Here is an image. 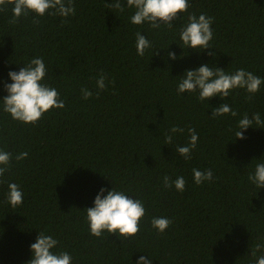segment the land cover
Here are the masks:
<instances>
[{
  "label": "trees",
  "instance_id": "trees-1",
  "mask_svg": "<svg viewBox=\"0 0 264 264\" xmlns=\"http://www.w3.org/2000/svg\"><path fill=\"white\" fill-rule=\"evenodd\" d=\"M112 2L73 0L75 15L46 13L36 17L39 24L29 13L10 25L11 5L0 11V98L7 95L9 71L42 57V82L65 102L35 125L14 121L0 107V150L13 156L0 178V264H26L41 231L59 241L54 251L70 253L72 264H136L140 256L151 264L254 262L251 249L264 242V188H255L248 174L264 162V128L242 130L245 139L234 133L245 113L259 112L264 120V83L251 100L236 89L229 97L200 102L198 93L177 94L176 87L185 70L205 63L230 73L243 68L264 79V0H188V12L213 17L212 48L202 51L179 46L188 13L172 21V28L153 29L130 23L132 9L104 7ZM137 31L152 45L144 56L136 53ZM101 73L107 87L97 96ZM81 87L93 96L82 99ZM224 102L238 115L211 118ZM173 125L185 131L165 145ZM188 127L198 141L185 160L176 148L188 143ZM21 152L27 158L15 160ZM193 168L211 169L213 180L196 185ZM165 175L183 176L185 190L165 188ZM7 182L24 194L15 209L4 202ZM101 187L105 194L113 187L142 200L145 215L135 236L90 235L85 208L93 206ZM154 217L172 223L159 233L151 226Z\"/></svg>",
  "mask_w": 264,
  "mask_h": 264
},
{
  "label": "clouds",
  "instance_id": "clouds-1",
  "mask_svg": "<svg viewBox=\"0 0 264 264\" xmlns=\"http://www.w3.org/2000/svg\"><path fill=\"white\" fill-rule=\"evenodd\" d=\"M11 5L12 16L8 23L10 25L18 23L20 17L34 13L33 22L39 24L36 17H43L46 13L50 16L69 17L75 15L76 9L73 0H0V11H4ZM106 9L124 12L125 8L132 9L130 23L142 25L147 23L150 28L159 29L161 25L172 28V21L177 20L181 13H188L187 20L179 30V40L181 48H191L202 51L212 48L210 41L213 38L211 25L213 17L204 13L197 15L188 12V0H126V4L121 0H114L112 3L104 5ZM67 23L62 20L61 24ZM135 47L138 56H144L145 50L152 45L151 42L139 31L135 33ZM214 56V52L207 53ZM182 55V54H181ZM170 59H177L174 52L169 51ZM8 77L11 83L3 84L7 95L0 98V107L3 112L21 124L35 125L46 112L52 109H62L65 102L60 98V93L56 88L43 83L47 75V68L42 57H35L23 65L19 71H9ZM107 77L101 73L95 81L97 92L105 90ZM109 84L114 83L109 80ZM264 79L254 75L243 68L234 72H227L216 66L201 64L193 69L185 70L181 79L177 83V94L198 93L197 100L207 101L214 96L221 99L229 97L230 93L236 89H243L248 93L246 99L251 100L260 91ZM81 98L87 100L93 96L92 90L81 87ZM225 115L236 117L237 111L228 103H221L212 109L211 118H218ZM256 125L253 127V125ZM249 127L264 128V120L259 112H254L251 117L245 113L237 123V130L234 137L245 139L244 132ZM184 128L173 125L165 135V145L172 143L173 135L183 133ZM188 143L176 148L177 153L185 160L191 159V152L196 148L198 135L194 128L188 127ZM27 152H21L15 156V160L20 161L27 158ZM12 153L0 150V178L11 168ZM192 179L196 185L205 181L213 180L211 169H192ZM248 181L255 188H264V162H257L254 170L248 174ZM0 182H4L0 180ZM186 180L183 176H177L174 180L168 175L163 177L165 188L174 186L177 192L185 190ZM24 194L15 182H7V192L5 203L15 209L23 203ZM85 220L88 224L90 235L101 237L104 232L115 234L119 238L130 239L140 230V221L145 215V207L140 199L130 198L122 190L111 187L105 194V189L101 187L97 192L93 206L87 207ZM172 221L166 217H154L151 219V226L159 233H163ZM59 241L50 234L41 231L37 234L35 242L30 245L31 258L26 264H72V256L67 251L57 250ZM254 262L250 264H264V242L256 243L250 252ZM136 264H151L150 259L140 256Z\"/></svg>",
  "mask_w": 264,
  "mask_h": 264
}]
</instances>
